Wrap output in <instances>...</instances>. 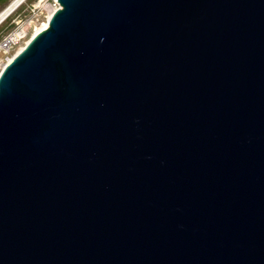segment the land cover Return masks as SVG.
<instances>
[{"label": "water", "instance_id": "95a60500", "mask_svg": "<svg viewBox=\"0 0 264 264\" xmlns=\"http://www.w3.org/2000/svg\"><path fill=\"white\" fill-rule=\"evenodd\" d=\"M56 1L0 71V264H264V0Z\"/></svg>", "mask_w": 264, "mask_h": 264}, {"label": "rangeland", "instance_id": "374dc122", "mask_svg": "<svg viewBox=\"0 0 264 264\" xmlns=\"http://www.w3.org/2000/svg\"><path fill=\"white\" fill-rule=\"evenodd\" d=\"M12 0H0V12ZM54 0H24L20 3L1 23H0V42L8 34L16 31L23 35L8 52L0 51V71L19 48L30 39L35 30L41 24L46 22L49 9L52 7ZM21 35V36H22Z\"/></svg>", "mask_w": 264, "mask_h": 264}, {"label": "built area", "instance_id": "2783aa9c", "mask_svg": "<svg viewBox=\"0 0 264 264\" xmlns=\"http://www.w3.org/2000/svg\"><path fill=\"white\" fill-rule=\"evenodd\" d=\"M58 6L59 5H58L57 1L54 0L53 5L49 9V11L51 10L53 12ZM14 33H15V31L8 34L6 37L3 38V40L0 42V51L8 52L12 48L13 45H15L22 37H24L26 35L24 33L20 38L15 39L13 36Z\"/></svg>", "mask_w": 264, "mask_h": 264}, {"label": "bare ground", "instance_id": "6f19581e", "mask_svg": "<svg viewBox=\"0 0 264 264\" xmlns=\"http://www.w3.org/2000/svg\"><path fill=\"white\" fill-rule=\"evenodd\" d=\"M20 0H12L1 12H0V23L6 18L5 15L10 12L15 6L16 4L19 2ZM52 13V11L50 10L48 12V15H47V19L48 17L50 16V14ZM47 19H46V22H44L43 24L40 25V27H38L35 32L39 31L40 29L46 27L47 25ZM16 31H19V30H16ZM14 33V38L15 39H18L21 37V31L20 32H16ZM22 48V47H21ZM20 49V48H19ZM12 58V57H11ZM11 58L8 59L7 62H9L11 60Z\"/></svg>", "mask_w": 264, "mask_h": 264}]
</instances>
